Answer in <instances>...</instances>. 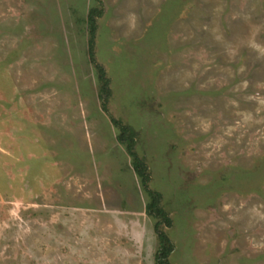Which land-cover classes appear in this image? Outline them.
Segmentation results:
<instances>
[{"label":"rangeland","instance_id":"rangeland-1","mask_svg":"<svg viewBox=\"0 0 264 264\" xmlns=\"http://www.w3.org/2000/svg\"><path fill=\"white\" fill-rule=\"evenodd\" d=\"M0 0V264H264V0Z\"/></svg>","mask_w":264,"mask_h":264},{"label":"trees","instance_id":"trees-1","mask_svg":"<svg viewBox=\"0 0 264 264\" xmlns=\"http://www.w3.org/2000/svg\"><path fill=\"white\" fill-rule=\"evenodd\" d=\"M86 16L88 34V56L95 66L98 79V96L102 109L109 113V102L113 95L111 79L103 64L96 57V38L99 29L98 20L103 15L102 0H95ZM111 121L118 129L117 140L123 144L127 153L132 158V166L141 180L144 190L149 195L146 212L156 219L154 229L159 240V248L155 254V264H172L170 256L174 250V242L167 232L168 227L173 226V219L167 209L162 205V194L151 187L152 175L150 167L144 157L137 150L138 132L134 127L121 119L111 116Z\"/></svg>","mask_w":264,"mask_h":264}]
</instances>
